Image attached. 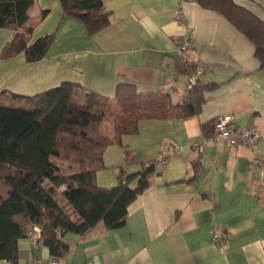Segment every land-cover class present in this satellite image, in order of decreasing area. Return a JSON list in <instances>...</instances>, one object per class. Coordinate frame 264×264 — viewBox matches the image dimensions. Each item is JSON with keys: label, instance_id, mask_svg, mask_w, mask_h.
I'll return each instance as SVG.
<instances>
[{"label": "crops", "instance_id": "0c3cea01", "mask_svg": "<svg viewBox=\"0 0 264 264\" xmlns=\"http://www.w3.org/2000/svg\"><path fill=\"white\" fill-rule=\"evenodd\" d=\"M264 18V0H235ZM110 22L89 34L77 18L63 12L60 0H34L25 25L28 43L54 32L46 54L28 61L24 51L1 57L13 29L0 26V91L31 95L62 81L78 82L111 97L119 82L138 92L167 91L173 104L184 99L187 74L173 75L177 39L189 33L188 59L200 67L204 90L198 113L188 117H142L138 130L103 152L105 166L96 182L112 186L120 168L130 173L172 144L163 163L153 165L149 184L128 205L124 224L102 221L84 234L67 231L64 264H264V67L253 42L224 14L197 0H102ZM22 28H20L21 30ZM232 114L235 124L261 131L253 145L208 140L202 123ZM209 128V127H208ZM192 178H189L191 177ZM135 185V180L131 183ZM64 185L59 187L61 191ZM71 211V207L67 206ZM29 228V227H28ZM217 228L227 244L210 238ZM13 263L36 264L51 256L42 242L17 240Z\"/></svg>", "mask_w": 264, "mask_h": 264}, {"label": "trees", "instance_id": "16d2710c", "mask_svg": "<svg viewBox=\"0 0 264 264\" xmlns=\"http://www.w3.org/2000/svg\"><path fill=\"white\" fill-rule=\"evenodd\" d=\"M33 1L0 0V26L13 29L1 57L24 51L26 59L34 61L46 54L54 32L28 43L31 27L25 22ZM197 1L224 14L246 35L254 44L260 67H264V18L235 0ZM60 3L63 12L79 19L89 34L110 22L111 11L102 0ZM196 67L189 59L176 63L178 73L188 74ZM212 85L197 80L176 104L167 91L138 92L131 82L117 83L113 97L85 89L81 99V85L65 80L31 95L11 93L22 100L20 104L7 103L3 100L6 91H0V258L17 262V240L27 236L32 224L40 226V242L56 257L70 249L63 237L67 231L84 234L99 221L107 228L124 224L128 205L149 184L155 160L142 162L135 172L120 168L118 182L102 186L96 182V172L105 166L104 149L120 143L122 134L136 132L142 117L198 113L204 90ZM214 122L215 118L202 123L206 137ZM65 162H69L67 172L62 168Z\"/></svg>", "mask_w": 264, "mask_h": 264}, {"label": "built area", "instance_id": "2783aa9c", "mask_svg": "<svg viewBox=\"0 0 264 264\" xmlns=\"http://www.w3.org/2000/svg\"><path fill=\"white\" fill-rule=\"evenodd\" d=\"M192 46V38L189 33L182 34L176 43V57L172 65L173 75L177 74L176 63L177 61H187L188 52ZM201 68L196 67V69L187 74L188 87L200 80ZM261 136V131L253 127H238L233 119L232 114H221L215 118L212 133L209 136H205L198 146H203L208 140L218 141L222 140L228 145H253L255 144ZM174 149L172 144H168L164 149L160 151L157 157L154 159L157 163H163L167 159L168 153ZM147 162L146 164H148ZM27 236L31 239L33 243H38L41 241L40 226L37 224H32L27 229ZM210 238L214 244L218 246H225L227 244V234L217 228H213L210 232ZM36 264H64L60 257L50 256L42 262H37Z\"/></svg>", "mask_w": 264, "mask_h": 264}, {"label": "rangeland", "instance_id": "374dc122", "mask_svg": "<svg viewBox=\"0 0 264 264\" xmlns=\"http://www.w3.org/2000/svg\"><path fill=\"white\" fill-rule=\"evenodd\" d=\"M68 163H69V162H65V163L63 164V166H62V168H63V170H64L65 172H67V171L69 170V168H67V166H66ZM58 196L61 197L60 194H58Z\"/></svg>", "mask_w": 264, "mask_h": 264}]
</instances>
